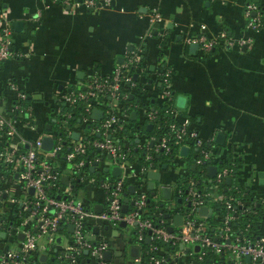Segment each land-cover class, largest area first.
<instances>
[{
	"label": "built area",
	"instance_id": "2783aa9c",
	"mask_svg": "<svg viewBox=\"0 0 264 264\" xmlns=\"http://www.w3.org/2000/svg\"><path fill=\"white\" fill-rule=\"evenodd\" d=\"M60 1L67 4L71 0ZM108 2L74 0L76 5L82 4L87 8ZM244 15L248 29L259 28L261 10L256 2H245ZM149 21L151 25L160 24L161 13L153 9ZM151 35L149 33L148 36ZM226 38L225 30L208 34L202 24L199 32L187 40L198 43L203 51H209ZM162 42L163 39L159 45ZM142 46L141 42L134 49L125 50L122 60L110 72L91 75L83 87L69 86L60 91L55 104L45 115L46 121L51 120V127L44 128L41 135L33 140L23 139L26 146L23 143L13 146L8 139L15 133V123L19 119L35 127L33 108L30 102L25 101L26 92L14 81L8 82L14 97L10 112L0 111V182L16 175L15 181L22 192L21 195L5 197L7 212L0 218V229L5 231L6 237H11L16 247L0 249V264H30L34 261L51 264L44 261L41 255L54 252L62 225H72V229L68 232L67 248L61 251L65 256L61 264H111L104 256L108 242L103 238L94 240L90 237V224L96 219L105 220L114 227L124 221L125 226L134 229L136 244L141 245L145 237L163 243L152 245L146 251H151L147 257L142 255L146 264H176L185 252L191 264H264V232H259L260 227L253 228L250 223L240 230L230 227L238 211L237 206L245 202L233 201L232 195L217 191L220 186L229 187L231 182L225 181L229 176L235 187L250 189L251 185L237 182L236 164L227 162V158L219 160L221 153L201 139L196 129L190 126L189 117L176 118L177 111L172 106L171 70L162 63L154 71L160 81L157 101L166 105L165 114L172 115L171 119L162 121L159 108L149 101L132 100L133 93L146 85L145 79L141 78L147 71ZM24 55V51L14 47L10 22L1 20L0 60ZM94 108L101 110L99 118L91 116ZM11 111L16 116H12ZM132 111L136 113L134 118H131ZM148 123L151 124L149 129ZM74 131L78 132L77 137L73 135ZM44 136L54 139L50 150L42 148ZM174 145L176 150L172 148ZM183 145L188 146L187 155L180 153ZM160 153L170 155L166 163L173 166L185 160L184 172L178 180L185 176L188 186L184 194H181L178 180L169 187L170 199L155 211L156 217H159L155 221L142 215L141 210L150 190L148 172L161 171L164 161ZM191 164L195 165L194 169L199 168L204 172L209 164H215L217 168L213 176L206 174L204 181L198 182L189 174ZM115 165L120 167V174L111 177V169ZM63 175L68 177L67 183L61 180ZM153 181L154 190L162 194L163 185L155 184L158 179ZM83 182L95 185L103 192L104 202L100 211L73 195L72 187ZM206 183L213 185L211 191L205 189ZM130 184L134 185L135 195L132 199L126 191ZM30 187L33 188L32 192ZM7 192L4 189V193ZM2 193L0 191V199ZM253 196L261 201L264 211V195ZM125 197L128 200L126 210H123ZM219 198L224 201V210L220 213L213 205ZM200 206L211 208L210 215L199 213ZM162 209L173 215L181 214L182 223L177 225L162 217ZM169 225L173 230L168 229ZM210 225H213L212 231ZM217 230H220V234L214 237ZM168 245H172L171 251H160ZM82 251L86 253V259ZM209 251L220 255L221 259L204 261ZM247 255L249 260H246Z\"/></svg>",
	"mask_w": 264,
	"mask_h": 264
},
{
	"label": "crops",
	"instance_id": "0c3cea01",
	"mask_svg": "<svg viewBox=\"0 0 264 264\" xmlns=\"http://www.w3.org/2000/svg\"><path fill=\"white\" fill-rule=\"evenodd\" d=\"M247 1L109 0L87 8L74 0L67 4L59 0H0V22H10L14 47L26 53L0 60V111L6 113L12 106L14 91L8 82L14 81L30 99L36 121L33 128L19 119L8 141L20 146L23 139L39 137L47 125V110L60 91L69 86L83 87L91 75L110 72L125 50L142 42L147 71L141 78L145 79L146 91L139 99L144 103L150 98L158 100L160 81L154 71L164 63L171 70L176 118L190 116V126L221 153L219 160L227 158L236 164L237 182L250 183L253 194L263 196L264 184L259 183L258 172L264 171V0H252L263 8L256 30L246 27ZM153 9L162 15L160 24L149 21ZM202 24L208 34L221 29L226 32L227 38L210 52L199 45L192 51V42L187 40ZM218 133H222L220 141H216ZM184 165H161L155 184L171 187L183 174ZM13 177L0 182V218L7 212L5 197L22 192L16 175ZM77 185L72 187L73 195L94 209L96 204L102 208L103 192L97 186L88 182ZM171 221L174 223L173 218ZM123 227L128 229L96 219L90 224V237L108 242L110 256L106 259L111 264H146L141 246ZM69 231L67 227L57 236L60 240L56 239L54 252L44 253V261L67 248ZM259 232H264V221ZM15 247L0 229V249ZM172 249L166 246L160 251ZM177 263L191 264L186 252Z\"/></svg>",
	"mask_w": 264,
	"mask_h": 264
},
{
	"label": "trees",
	"instance_id": "16d2710c",
	"mask_svg": "<svg viewBox=\"0 0 264 264\" xmlns=\"http://www.w3.org/2000/svg\"><path fill=\"white\" fill-rule=\"evenodd\" d=\"M60 1V0H59ZM260 10L263 9L261 7V5H258ZM217 47V45H214L208 52H210L213 48ZM146 90L144 88L139 87L137 89V91L135 93H133L134 98L132 100H137L139 101V96L141 94H143ZM26 102H30V99L27 97L25 99ZM149 103L152 106L158 107L159 108V117L160 119L163 121V119L169 120L172 118V115H166L165 114V106L164 104H159L158 101H155L153 99H149ZM10 112V110L8 111ZM7 113V112H6ZM12 116H16V113L13 111H11ZM186 117H189V119L191 120V117L188 116L187 114L185 115ZM46 121V120H45ZM51 120L46 121L47 123H50ZM46 128V127H44ZM173 150H176V146L174 145V147L172 146ZM0 149H2V147L0 146ZM170 155H163V153H160V157L163 159L164 162L168 161V157ZM232 160H227V162H231ZM225 162V161H224ZM233 162V161H232ZM109 174V173H108ZM189 174L191 176H193L195 178V180H197L198 182H202L204 181V178L206 177V172H204L203 170L196 168V169H192L190 168L189 170ZM113 173H110V176H112ZM77 181V180H76ZM233 181V180H232ZM231 182V184L229 185V187H224L220 186L218 188V192H223L225 194L228 195H232L233 196V201L234 200H242L245 202L244 205L239 204L238 207V211L235 214V219L230 223V227L231 229H237L240 230L242 229L246 223H250V225L253 228H259L262 224V222L264 221V211H263V206L262 203L259 199L255 198L253 196V194H251V188H239V187H235V183ZM79 184V183H77ZM77 184H75L76 186H78ZM177 184L179 185V187L181 188V194H184L185 188L188 186V182L186 180V177H180V179L177 181ZM205 189L208 191H211L213 189V185H211L210 183H206L205 184ZM128 190V194L130 196V198L132 199V197L135 195L133 191H129L128 187H126V191ZM154 190V189H153ZM179 197H181V195H179ZM131 199L129 201V203L131 204ZM170 199V196H166L163 194H160L157 190H154V192L152 193L151 189L148 191L147 193V197H146V202H145V206L143 208L142 211V215L144 216H148L151 217L153 220L158 221L159 217H156L155 215V211L156 210H160L162 208V206H164ZM214 208L216 209L217 212H222L224 210V201L219 198L216 201H214ZM163 213H162V217L167 218L168 220H172V218L174 219V215L171 214L169 211H166V209H162ZM166 213V214H165ZM168 215H170V217H167ZM172 215V217H171ZM210 221V223H212V219L209 218L208 219ZM168 225V224H167ZM64 225L60 226L59 230L60 232L63 231L64 229ZM213 225H210L209 229L210 231L213 230ZM67 228V227H65ZM134 229H132L133 231ZM134 232V231H133ZM217 234L214 235V237L218 236V234H220V230L216 231ZM57 239V238H56ZM154 244H160L163 245V243H161L160 241L156 240V239H148L146 240V237L143 239V241L141 242V249H142V255L145 257L148 256V254L151 252L149 251L148 253L146 252L152 245ZM168 248H172V245H168ZM83 254V258L86 259V253L82 251ZM61 259H65V256L63 255V252L59 251V254L51 257L49 260H47L48 262H50L51 264H59ZM206 259H214L216 260H220L221 256L214 253L213 251H209L208 255L205 257L204 261H206ZM30 264H38V262L34 261L31 262ZM193 264H199L198 262H194Z\"/></svg>",
	"mask_w": 264,
	"mask_h": 264
},
{
	"label": "water",
	"instance_id": "95a60500",
	"mask_svg": "<svg viewBox=\"0 0 264 264\" xmlns=\"http://www.w3.org/2000/svg\"><path fill=\"white\" fill-rule=\"evenodd\" d=\"M15 22H19V21H15ZM197 47H198V43H196V42L190 43V48L192 49V51H195V49ZM101 114H102V112H101V110L99 108H94L92 110V112H91V116L94 117V118H99L101 116ZM135 115H136L135 111H132L131 112V116L132 117H135ZM46 127L49 129L51 127V123H47ZM147 128L148 129L151 128V124L150 123L147 124ZM73 135L75 137H77L78 136V132L77 131H74L73 132ZM221 136H222V133H218L217 136H216V141H220V137ZM53 143H54V139L52 137H50V136H44L42 138V148L43 149L50 150L52 148V146H53ZM188 150H189L188 149V146L183 145V146L180 147V153L183 154V155H187L188 154ZM165 167H166V163H163L162 164V168H165ZM190 168L194 169L195 168V165L194 164H191L190 165ZM216 168L217 167H216L215 164H209V165H207L205 167V172H206V174L208 176H213L215 174V172H216ZM91 169H93V167H91ZM105 170H107V168H105ZM111 170H112V173L115 174V175L120 174V167L117 166V165L113 166ZM147 175L151 178L148 181V187L151 189V191L153 193L154 192V190H153L154 189V181L153 180L154 179L156 180V179H159L160 178V171L152 170V171H149ZM61 180L64 183H67L68 177L66 175H63L61 177ZM225 181H226V183H229L231 181V177L230 176L229 177H226ZM258 181H259V183L264 184V171H259L258 172ZM128 189L130 191H133L134 190V185L133 184H130L128 186ZM29 190H30V192H32L33 188L30 187ZM162 194L163 195H166V196H169L170 195V188L169 187H164L162 189ZM64 197L66 198V195H64ZM127 200H128V198L125 197L124 198V201L125 202H124L123 207H122L123 210H126V206H127L126 201ZM95 209L97 211H100V209H101L100 205L99 204H96L95 205ZM198 210H199V213H201V214H207V215H210V212H211V208H207L206 206H200ZM174 223L177 224V225H179V224L182 223V216H181V214L177 213V214L174 215ZM119 224L120 225H125V222L124 221H120ZM68 227L70 228V230L72 229V225H69ZM168 229L170 231L173 230L172 225H169ZM21 237H22V235H21ZM57 240L59 241L60 240V237H57ZM146 240H148V237L146 238ZM196 248H197V246H196ZM134 250H136V249L134 248ZM104 256H105V258H109L110 251L109 250H106L105 253H104ZM45 257H46L45 254L44 255H41V258H45ZM249 258L250 257L247 255L246 256V260H249ZM177 264H179V263H177Z\"/></svg>",
	"mask_w": 264,
	"mask_h": 264
},
{
	"label": "rangeland",
	"instance_id": "374dc122",
	"mask_svg": "<svg viewBox=\"0 0 264 264\" xmlns=\"http://www.w3.org/2000/svg\"><path fill=\"white\" fill-rule=\"evenodd\" d=\"M47 108H48V107H47ZM49 108H50V107H49ZM49 108H48V109H49ZM109 162H110V161H109ZM109 162H108V163H109ZM184 163H185V160H182L181 162L177 163L176 166H182ZM251 194H253L252 189H251ZM123 230H125V233H126V234H128V235H130V236L132 235V238H133V240H134V233H133V231H132V228H128V229H126V228L123 227ZM66 238H67V236L65 235V236H64V242H66V240H67ZM7 240H8V239H7ZM9 246H11V245H9ZM3 249H4V248H3Z\"/></svg>",
	"mask_w": 264,
	"mask_h": 264
}]
</instances>
